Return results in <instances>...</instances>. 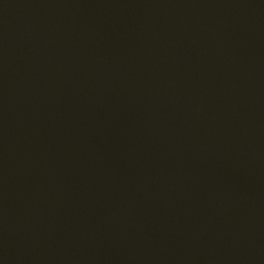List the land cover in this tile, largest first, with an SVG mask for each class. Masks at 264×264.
<instances>
[{"label": "water", "instance_id": "1", "mask_svg": "<svg viewBox=\"0 0 264 264\" xmlns=\"http://www.w3.org/2000/svg\"><path fill=\"white\" fill-rule=\"evenodd\" d=\"M0 264H264V0H0Z\"/></svg>", "mask_w": 264, "mask_h": 264}]
</instances>
